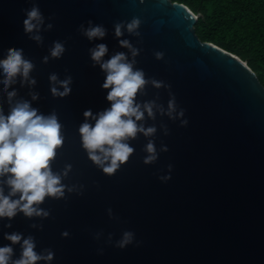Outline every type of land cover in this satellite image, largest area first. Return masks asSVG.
I'll list each match as a JSON object with an SVG mask.
<instances>
[{
  "label": "water",
  "instance_id": "obj_1",
  "mask_svg": "<svg viewBox=\"0 0 264 264\" xmlns=\"http://www.w3.org/2000/svg\"><path fill=\"white\" fill-rule=\"evenodd\" d=\"M45 17L41 31L43 44L29 39L23 30L25 9L31 0H0V59L9 47L22 48L35 68L31 76L37 83L21 87L19 79L9 90L16 99L31 102L40 113L56 111L63 125L65 143L58 150L53 171L66 164L72 171L63 182L84 185L83 195L66 193V199L46 198L41 205L50 211L48 219H28L22 213L12 221L0 220V247L10 245L5 233L20 232L36 240V251L51 249V264H264V86L256 73L235 54L201 41L195 24L200 14L171 0H35ZM141 19V37L124 31L119 39H128L141 49L135 68L171 85L178 108L185 110L186 127L157 114L155 121L140 123L157 127L154 138L160 152L155 164L145 165L143 150L147 139L142 134L130 141L135 152L112 176H106L88 159L82 149L78 128L83 112L93 114L109 108L107 91L102 88L106 73L93 66L89 49L104 43L110 59L128 49L119 45L113 25L118 21ZM107 29L100 40L89 41L79 28L87 22ZM54 41L65 43L59 59L51 58ZM163 52L157 60L155 52ZM49 56L47 63L43 58ZM59 80L71 75V94L60 98L50 92L49 75ZM0 79H3L0 70ZM59 87V85H57ZM3 85L0 84V89ZM61 91L63 89H60ZM138 102L156 99L167 107L168 90L148 85ZM30 92L39 94L35 101ZM0 107L9 112L6 94L0 91ZM94 124V121H90ZM169 129L165 136L160 129ZM161 182L158 177L168 174ZM6 177L0 178L4 180ZM98 185V187H97ZM5 194L9 191L4 185ZM111 208L118 219H110ZM42 224L33 229L31 224ZM67 231L69 236L62 237ZM103 232L100 240L94 234ZM124 231H132L135 243L114 247ZM112 244L106 243L108 234ZM14 259L20 245H13ZM103 248V254L98 249ZM44 264V262H40Z\"/></svg>",
  "mask_w": 264,
  "mask_h": 264
},
{
  "label": "clouds",
  "instance_id": "obj_2",
  "mask_svg": "<svg viewBox=\"0 0 264 264\" xmlns=\"http://www.w3.org/2000/svg\"><path fill=\"white\" fill-rule=\"evenodd\" d=\"M32 7L25 9L26 18L23 20V30L29 35V39L37 44H43L41 31H49L53 28L52 23L45 27V17L42 14L38 3L31 0ZM144 0H140L143 3ZM88 26L80 25V32L89 41L102 40L107 29L101 24H93L91 20ZM142 21L138 17H133L130 21H118L114 27V35L120 38L126 30L128 34L141 37L139 28ZM119 45L126 48L131 53L129 60L124 52H117L110 59L103 58L108 53V47L104 43L97 44L89 49L93 66L99 65L100 69L106 73L102 88L107 91L106 99L110 102V107L99 113L93 114L91 109L83 112L84 122L80 124L78 132L80 135L82 149L86 152L88 159L94 166L102 170L106 176L114 175L122 165L126 164L135 152L130 146V141L138 139L143 135L147 139L144 151L147 155L143 159L145 165L155 164L160 152H167L169 149L161 143L159 152L152 139L157 134V127L145 126L146 119L155 121L157 114L161 117L167 116L169 120H180V126L186 127L188 120L184 119L185 110L178 108L175 95L171 92V85L155 78L145 77L142 69L135 68L136 57L141 49L134 47L128 39H119ZM66 51L65 43L54 41L49 49L50 57L59 59ZM155 58L162 60L163 52H155ZM49 56L43 58V63H47ZM35 65L30 59L24 56L22 48L9 47L6 55L0 59V70L3 79L0 89L6 94L9 112L4 113L0 107V220L5 218L9 221L4 224L5 228H12L11 221L20 213L25 218H40L41 220L50 217V211L45 210L41 205L46 198L55 200L66 199V193L83 195L84 185L65 184L63 181L68 178L72 171V165L66 164L62 171H53L52 165L55 162L58 150L65 143L63 125L55 110L45 115L34 108L30 101L16 99L17 91L9 90L14 84L19 83L21 87L27 85L30 88L37 83L31 76ZM50 92L55 97H66L71 94L72 77L68 75L64 80H59L56 73L49 75ZM59 85V87H57ZM151 85L155 89L164 88L168 90L169 100L167 107L158 103L156 99L138 102L137 97L146 95V87ZM60 89H63L62 91ZM31 100L39 98L35 92L29 93ZM90 121H94L90 123ZM160 129L165 136L169 135L166 124L161 123ZM173 165H168V174L161 175L158 179L167 182L171 179ZM4 185L9 191L5 194ZM98 187V185H97ZM110 219H118L113 215L111 208L107 209ZM31 228L42 230V224H31ZM67 238L69 232L61 233ZM103 232L94 234V239L100 240ZM4 239L10 241V245L0 247V264H51L55 253L51 249L36 251V240L32 235L25 237L20 232L5 233ZM113 235L108 234L106 243L112 244ZM139 246L141 242L135 241V234L132 231H124L121 238L115 241L114 247L124 249L132 245ZM13 245H20L19 258H13ZM98 254H103V248L98 249Z\"/></svg>",
  "mask_w": 264,
  "mask_h": 264
},
{
  "label": "trees",
  "instance_id": "obj_3",
  "mask_svg": "<svg viewBox=\"0 0 264 264\" xmlns=\"http://www.w3.org/2000/svg\"><path fill=\"white\" fill-rule=\"evenodd\" d=\"M200 14L195 32L237 55L264 86V0H171Z\"/></svg>",
  "mask_w": 264,
  "mask_h": 264
}]
</instances>
